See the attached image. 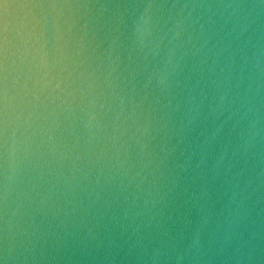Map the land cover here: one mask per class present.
Segmentation results:
<instances>
[{"label": "water", "instance_id": "water-1", "mask_svg": "<svg viewBox=\"0 0 264 264\" xmlns=\"http://www.w3.org/2000/svg\"><path fill=\"white\" fill-rule=\"evenodd\" d=\"M0 264H264V0H0Z\"/></svg>", "mask_w": 264, "mask_h": 264}]
</instances>
